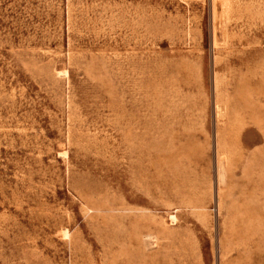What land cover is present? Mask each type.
Returning a JSON list of instances; mask_svg holds the SVG:
<instances>
[{"label":"rangeland","instance_id":"obj_1","mask_svg":"<svg viewBox=\"0 0 264 264\" xmlns=\"http://www.w3.org/2000/svg\"><path fill=\"white\" fill-rule=\"evenodd\" d=\"M0 264H264V0H0Z\"/></svg>","mask_w":264,"mask_h":264}]
</instances>
